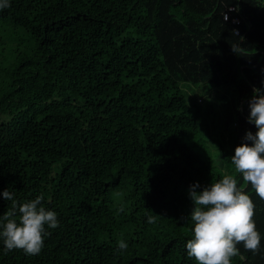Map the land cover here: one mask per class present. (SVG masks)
<instances>
[{
    "label": "trees",
    "instance_id": "16d2710c",
    "mask_svg": "<svg viewBox=\"0 0 264 264\" xmlns=\"http://www.w3.org/2000/svg\"><path fill=\"white\" fill-rule=\"evenodd\" d=\"M231 6L239 35L223 17ZM254 88L264 89V0H10L0 192L43 195L60 224L35 256L0 242V264H196L189 186L228 174L264 233V200L231 163L257 131ZM11 209L0 196V215ZM239 248L231 264H264V240Z\"/></svg>",
    "mask_w": 264,
    "mask_h": 264
},
{
    "label": "clouds",
    "instance_id": "9594fccd",
    "mask_svg": "<svg viewBox=\"0 0 264 264\" xmlns=\"http://www.w3.org/2000/svg\"><path fill=\"white\" fill-rule=\"evenodd\" d=\"M10 6V0H0V9ZM249 101L248 122L257 131L246 132L244 142L238 145L231 157L235 172L264 200V89L254 88ZM251 142V143H249ZM195 182L188 194L193 207L188 217L192 224L191 238L185 248L187 256L196 264H231V259L243 248L257 252L264 240L254 219L256 204L233 175H223L213 180L202 191ZM5 200L12 202V209L0 215V242L6 251L21 249L26 255H38L49 235V229L59 226L58 213L46 208L43 195H37L18 203L15 193L9 189L0 192ZM147 223H154L155 216L147 215ZM129 244L121 239L117 252L122 253Z\"/></svg>",
    "mask_w": 264,
    "mask_h": 264
},
{
    "label": "built area",
    "instance_id": "2783aa9c",
    "mask_svg": "<svg viewBox=\"0 0 264 264\" xmlns=\"http://www.w3.org/2000/svg\"><path fill=\"white\" fill-rule=\"evenodd\" d=\"M237 9L238 8L236 6L227 8L223 17L226 21H231V23L235 26V33L239 35L240 29L238 26L241 25L242 18L239 15H233L234 12H237Z\"/></svg>",
    "mask_w": 264,
    "mask_h": 264
},
{
    "label": "rangeland",
    "instance_id": "374dc122",
    "mask_svg": "<svg viewBox=\"0 0 264 264\" xmlns=\"http://www.w3.org/2000/svg\"><path fill=\"white\" fill-rule=\"evenodd\" d=\"M197 95L194 93V92H192L191 93V98L193 99V98H195Z\"/></svg>",
    "mask_w": 264,
    "mask_h": 264
}]
</instances>
